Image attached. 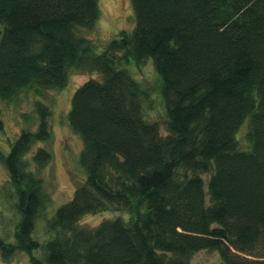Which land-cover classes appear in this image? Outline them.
<instances>
[{
  "label": "trees",
  "instance_id": "trees-1",
  "mask_svg": "<svg viewBox=\"0 0 264 264\" xmlns=\"http://www.w3.org/2000/svg\"><path fill=\"white\" fill-rule=\"evenodd\" d=\"M131 1L134 31L98 53L78 31L96 26L99 0H0L1 100L61 90L71 71L102 76L73 96L68 120L84 141L86 178L48 222L56 235L45 261L33 256V234L49 201L31 166L53 160L35 150L53 136L49 106L35 103L37 129L4 157L20 220L13 242L0 236V260L22 252L32 264H190L216 250L225 264H264V0ZM147 60L162 81L166 137L144 115L149 93L122 66ZM108 211L130 219L79 224Z\"/></svg>",
  "mask_w": 264,
  "mask_h": 264
},
{
  "label": "rangeland",
  "instance_id": "rangeland-1",
  "mask_svg": "<svg viewBox=\"0 0 264 264\" xmlns=\"http://www.w3.org/2000/svg\"><path fill=\"white\" fill-rule=\"evenodd\" d=\"M100 18L92 29H80L78 36L88 39L96 46L98 53L103 52L108 44L116 39L122 31L133 32L136 18L131 0H99ZM127 6V10L126 7ZM4 26L0 24V41ZM132 63V62H131ZM124 63L122 66L136 78L149 93L145 102L144 115L147 120L159 126L163 137L169 135L168 117L163 106L160 89L161 78L155 70L151 60L139 66ZM90 79L101 80L99 73H84L71 71L67 85L61 90H25L11 101L0 99V118L4 123V130L0 131V236L8 242L15 239V231L20 220L16 208V194L11 186L9 172L4 163V157L11 150L13 143L22 131H35L38 117L35 113V103L41 101L52 109L51 126L53 136L50 142L38 144L45 147L53 155L52 162L45 168L32 165V170L43 181L44 191L48 203L36 221L33 234L41 248L33 253L36 258L45 261L46 244L55 237L56 233L48 227V222L56 211L74 196L78 184L85 180L86 173L81 164V156L85 145L82 137L71 127L68 115L72 107L75 92ZM247 123L238 132V139L242 150H249L250 144L246 139ZM31 157V156H30ZM208 182L210 175H203ZM209 205V195L206 198ZM122 218L129 221L128 212L108 211L95 215H87L80 221V226L95 228L106 219ZM0 264H32L30 255L18 252L10 262L0 260ZM190 264H225L220 252L204 250L191 258Z\"/></svg>",
  "mask_w": 264,
  "mask_h": 264
},
{
  "label": "bare ground",
  "instance_id": "bare-ground-1",
  "mask_svg": "<svg viewBox=\"0 0 264 264\" xmlns=\"http://www.w3.org/2000/svg\"><path fill=\"white\" fill-rule=\"evenodd\" d=\"M126 7V10H127V6H125Z\"/></svg>",
  "mask_w": 264,
  "mask_h": 264
}]
</instances>
